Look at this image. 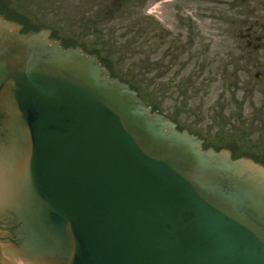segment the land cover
Instances as JSON below:
<instances>
[{
	"label": "water",
	"instance_id": "1",
	"mask_svg": "<svg viewBox=\"0 0 264 264\" xmlns=\"http://www.w3.org/2000/svg\"><path fill=\"white\" fill-rule=\"evenodd\" d=\"M24 27L0 13V264H264V165Z\"/></svg>",
	"mask_w": 264,
	"mask_h": 264
},
{
	"label": "rangeland",
	"instance_id": "2",
	"mask_svg": "<svg viewBox=\"0 0 264 264\" xmlns=\"http://www.w3.org/2000/svg\"><path fill=\"white\" fill-rule=\"evenodd\" d=\"M7 1L29 26L98 48L124 79L140 76L161 112L206 144L264 156V40L255 51L239 37L256 45L264 35V0Z\"/></svg>",
	"mask_w": 264,
	"mask_h": 264
},
{
	"label": "trees",
	"instance_id": "3",
	"mask_svg": "<svg viewBox=\"0 0 264 264\" xmlns=\"http://www.w3.org/2000/svg\"><path fill=\"white\" fill-rule=\"evenodd\" d=\"M172 47H170V49H171ZM174 54H175V52H169V51H167V53H166V56H172V58L174 59L175 57H174ZM157 66H158V63H157ZM143 69H145V71L147 72L148 70H149V65H144L143 66ZM140 75V74H139ZM125 80L128 82V83H130V85H131V87H133L134 89H136L137 90V92H138V94H139V96L145 101V102H147V103H150V104H153L154 105V108H157L158 106H160L159 104H158V102L157 103H155L154 101H152L151 100V94L150 93H148L147 91L145 92L144 91V89L142 88V85H143V79H141V77L140 76H138V75H136V76H134V75H132V77H128V75H126V77H125ZM255 159H257V157H254ZM258 160V159H257ZM263 163H264V161H263Z\"/></svg>",
	"mask_w": 264,
	"mask_h": 264
},
{
	"label": "flooded vegetation",
	"instance_id": "4",
	"mask_svg": "<svg viewBox=\"0 0 264 264\" xmlns=\"http://www.w3.org/2000/svg\"><path fill=\"white\" fill-rule=\"evenodd\" d=\"M261 28L264 29V25H262ZM246 35H247V38L245 40L247 41V43H246L247 48L255 50V51L260 50V47L262 46V42L264 40V35L256 38V42H257L256 45H252V43L249 41L251 38V34L247 33ZM257 39H259V40H257Z\"/></svg>",
	"mask_w": 264,
	"mask_h": 264
}]
</instances>
